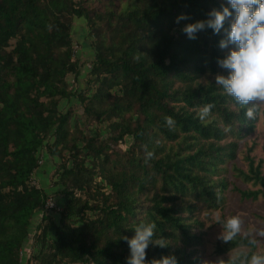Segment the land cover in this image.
<instances>
[{"label": "trees", "instance_id": "trees-1", "mask_svg": "<svg viewBox=\"0 0 264 264\" xmlns=\"http://www.w3.org/2000/svg\"><path fill=\"white\" fill-rule=\"evenodd\" d=\"M98 2L97 7L94 6ZM226 0H0V264H23L32 221L43 213L26 264H126L141 222L155 223L147 260L174 255L178 264H202L198 214L222 209L225 166L239 141L255 132L260 115L244 110L215 84L226 50L212 29L190 40L181 29L207 19ZM184 13L189 19L176 23ZM83 18L94 59L80 93L68 76L80 74L72 27ZM77 96L86 122L103 125L84 133L61 101ZM212 103L201 121L200 106ZM175 120L174 129L164 117ZM132 138L128 149L121 145ZM58 158L64 204L56 221L45 204L51 195L31 184L41 151ZM153 152L146 159V152ZM262 162L249 160L245 180L264 185ZM258 200L264 191H242ZM216 246L225 254L254 243L239 232ZM230 239H227L230 237ZM245 255L223 264H246ZM264 259V257H263Z\"/></svg>", "mask_w": 264, "mask_h": 264}, {"label": "rangeland", "instance_id": "rangeland-1", "mask_svg": "<svg viewBox=\"0 0 264 264\" xmlns=\"http://www.w3.org/2000/svg\"><path fill=\"white\" fill-rule=\"evenodd\" d=\"M98 5L99 3L96 1L94 6L97 7ZM71 33L74 41V57L79 62L80 74L77 77L70 74L67 79L70 89L78 94L87 86L88 74L94 59L93 39L89 36V30L83 18H75ZM61 102L60 108L64 111L71 109L74 112L73 119L85 134L94 135L99 131L103 138L108 135L103 125L96 126L86 122L84 109L77 96L63 99ZM131 143L132 138L127 137L121 148L126 150ZM41 157L42 165L36 171L35 177L40 187L54 199L57 208L50 214L57 221L59 211L64 204V198L59 194L62 187L54 185V182H57L56 170L60 160L48 155L46 149L41 151ZM250 159L255 161V165L259 162L263 163L262 176L264 177V118L262 114L255 132L239 141L236 159L224 168L222 177L227 180L228 188L224 194L223 208L202 210L198 214L202 227H195L194 232L202 233L203 236V244L197 248L199 250L198 256L202 258V264H223L227 260H235L245 255L251 256L246 264H264V197L260 196L258 200L243 199L239 191L235 190L238 188L242 191H264V185L254 180H245L244 176L236 171L240 170L248 174ZM235 168L237 169L235 170ZM42 216L43 213L38 212L32 221L29 237L23 248V264H26L29 256L34 255L37 251L33 236ZM232 217H238L242 221L239 233L250 239L254 243V248L242 246L219 255L215 251L217 243L228 236V231L224 225L229 224ZM32 262L35 264V261Z\"/></svg>", "mask_w": 264, "mask_h": 264}, {"label": "clouds", "instance_id": "clouds-1", "mask_svg": "<svg viewBox=\"0 0 264 264\" xmlns=\"http://www.w3.org/2000/svg\"><path fill=\"white\" fill-rule=\"evenodd\" d=\"M189 19L181 13L176 23ZM212 29L214 35H221L219 48L226 50L222 58H217V65L227 75L217 73L215 84L222 93L230 97L249 120H255L264 110V0H226L219 8H212L207 19L186 24L181 31L190 40L197 39V33ZM214 104L208 103L199 107L197 115L205 121ZM166 126L174 129L175 120L164 117ZM153 152H146V159L153 158ZM231 235L240 231L242 221L232 217L229 221ZM155 223L141 222L134 227L135 235L124 237L129 245L130 254L126 264H178L174 255L160 259L147 260V249L150 244L166 247L163 239L155 240ZM228 237L227 239H230Z\"/></svg>", "mask_w": 264, "mask_h": 264}, {"label": "built area", "instance_id": "built-area-1", "mask_svg": "<svg viewBox=\"0 0 264 264\" xmlns=\"http://www.w3.org/2000/svg\"><path fill=\"white\" fill-rule=\"evenodd\" d=\"M40 166L42 165V160L39 161ZM36 173L33 175V179L31 181V184L37 188H40L39 182L36 180L35 177ZM57 208V205L53 198H49L45 204V211L52 212ZM24 253V250H22L21 254Z\"/></svg>", "mask_w": 264, "mask_h": 264}]
</instances>
